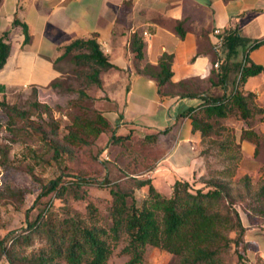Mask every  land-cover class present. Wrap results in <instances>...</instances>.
Returning <instances> with one entry per match:
<instances>
[{
  "label": "crops",
  "instance_id": "0c3cea01",
  "mask_svg": "<svg viewBox=\"0 0 264 264\" xmlns=\"http://www.w3.org/2000/svg\"><path fill=\"white\" fill-rule=\"evenodd\" d=\"M15 19L26 24L27 43ZM230 28L251 39L263 37L264 0H0V36L10 45L0 68L1 93L47 86L61 75L63 60L54 64L60 47L96 37L113 65L101 71L94 105L112 127L107 138L126 137L114 145L138 141L139 157H151L147 178L170 194L175 180L191 182L204 170L201 136L186 112L211 86L221 55L219 33ZM134 36L143 42L140 58ZM163 54L172 57L171 77L159 87L144 68L156 70ZM249 59L264 67V44ZM242 89L262 108L253 128L264 133V69Z\"/></svg>",
  "mask_w": 264,
  "mask_h": 264
},
{
  "label": "rangeland",
  "instance_id": "374dc122",
  "mask_svg": "<svg viewBox=\"0 0 264 264\" xmlns=\"http://www.w3.org/2000/svg\"><path fill=\"white\" fill-rule=\"evenodd\" d=\"M224 54L223 51L220 56ZM70 56L63 60L62 75L55 86L49 83L41 88L28 86L0 93V102L16 106L25 113L23 120L9 124L0 106V240L4 246V250H0V264L23 262L45 244L39 234L32 235L30 243L11 239L24 232L29 221L48 202L54 213L70 212L82 217H86V204L92 202L98 209L97 223L106 224L111 204L109 186L84 185L77 189L86 193L83 199L75 198L71 191L62 197L51 192L33 207L37 196L51 180L59 179L63 183L79 177L108 178L111 183L120 181L124 187L132 188L128 178H147L151 157H139L138 141L114 145L111 138H107L109 132L100 133L87 146L66 139L74 122L92 118L91 111L100 99V87L85 84V74L91 71L90 67L75 65ZM240 58V55L235 57ZM80 89L89 97L80 95L77 92ZM254 106L257 107L255 103ZM208 120L214 130L201 140L204 170L191 181L192 188L207 190L208 181H221L229 188V201L239 215L243 230L239 238V232L229 233L237 241L222 253V264H264V141H260L254 153V144L241 139L244 129L261 120L260 114L245 121L232 106L227 116H213ZM82 132L86 133L87 129ZM55 144L57 151L53 149ZM133 193L140 204L147 195V186L133 188ZM124 244L122 240L113 248L107 264L126 263L128 255L121 250ZM179 261L176 254L147 246L141 264H179ZM54 262L69 264L62 258Z\"/></svg>",
  "mask_w": 264,
  "mask_h": 264
},
{
  "label": "trees",
  "instance_id": "16d2710c",
  "mask_svg": "<svg viewBox=\"0 0 264 264\" xmlns=\"http://www.w3.org/2000/svg\"><path fill=\"white\" fill-rule=\"evenodd\" d=\"M16 24L21 25L24 43H27L30 36L26 24L15 19L14 25ZM180 35L183 33L180 32ZM219 36L220 50L225 54L223 57L218 56L219 63L212 68V84L203 90V95L197 94V103L186 112L191 118L193 131L200 133L201 140L214 130L208 118L225 117L232 106L239 110L245 121L263 112L262 108L254 106V95L246 93L242 87L249 76L257 75L264 69L262 65L249 59V53L264 44V36L251 39L231 28L221 31ZM132 45L135 56L142 57L143 42L134 36ZM9 48L5 37L0 36V68L6 61ZM60 51L54 61L56 67L57 62L69 55L75 65L90 67L91 71L85 74L87 87L101 88V71L113 67L96 37L74 39L60 47ZM237 55L241 58L235 59ZM171 60V55L163 54L156 70L152 71L149 66L144 68L157 78L159 87L170 81ZM58 78L50 85L55 86ZM3 91L4 86L0 85V93ZM77 92L89 97L82 89ZM0 106L4 108L9 124L24 119V111L16 106L5 102H0ZM91 112L92 118L72 124L66 136L68 142L87 146L100 133L112 131L109 121L101 111L93 108ZM80 126L87 129V132L83 133L84 128ZM110 138L114 142L126 137L113 134ZM241 139L252 142L256 153L258 144L264 141V133H258L248 126L242 131ZM53 149L57 151L58 145H53ZM201 155L204 157L203 150ZM128 179L133 184L132 188L124 187L120 181L111 183L108 178L97 180L92 177H79L63 183L59 179L51 180L39 193L33 207L41 197L51 192L56 197H62L71 191L75 198L83 199L86 193L77 191L82 186H109L111 204L106 224L97 223L98 209L92 202L86 204V217L70 212L54 213L48 202L29 221L24 232L11 239L12 242L30 243L32 235L39 234L44 237L45 244L36 254L24 258L23 262L12 261L10 264H57L54 262L57 258H62L69 264H107L113 248L122 240L125 244L121 250L128 255L125 264H141L147 246L159 247L178 255L179 264H222V253L232 242L237 241L229 233L239 232V238L243 230L239 215L229 201L227 183L208 181V189L204 190L200 187L192 188L190 181L177 179L172 184L171 193L165 194L156 189L150 178ZM143 186H147V195L138 204L133 188ZM0 250H4L2 240Z\"/></svg>",
  "mask_w": 264,
  "mask_h": 264
}]
</instances>
